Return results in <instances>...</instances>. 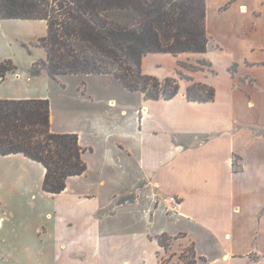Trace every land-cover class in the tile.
<instances>
[{
    "label": "crops",
    "instance_id": "crops-1",
    "mask_svg": "<svg viewBox=\"0 0 264 264\" xmlns=\"http://www.w3.org/2000/svg\"><path fill=\"white\" fill-rule=\"evenodd\" d=\"M206 4L205 53L152 52L142 59L144 74L178 77L180 89L171 99L142 96L130 108L117 144L135 175L123 191L106 199L67 194V185L50 194L42 188L43 164L22 153L0 154V255L47 253L53 264L73 254H85V264H158L159 252L168 251L159 244L164 235L169 247H193L197 264H264V0ZM47 33L45 20L0 19V62L17 65L0 82V99L44 98L36 83L48 74L32 76L30 68L47 56L39 44ZM199 61L209 65H180ZM186 76L214 87V98L188 100ZM99 185L107 187V180ZM131 190L144 192L148 223L121 234L112 223L125 206L119 198ZM39 194L60 201L48 208L37 202ZM166 195L181 199L177 212L160 202ZM159 216L167 221L154 232Z\"/></svg>",
    "mask_w": 264,
    "mask_h": 264
},
{
    "label": "trees",
    "instance_id": "trees-1",
    "mask_svg": "<svg viewBox=\"0 0 264 264\" xmlns=\"http://www.w3.org/2000/svg\"><path fill=\"white\" fill-rule=\"evenodd\" d=\"M206 15V0H0V19L47 22L48 33L39 39L47 56L32 65V76L41 71L53 78L111 74L126 89L153 99L175 97L179 78L144 74L143 57L152 52L205 53L211 39ZM129 63L136 65V76L129 74ZM180 65L195 70L209 64ZM16 69L11 59L0 62V82ZM186 77L192 81L188 100L214 98V87ZM84 152L77 133L52 129L48 98L0 99V154L22 153L43 164L45 192L60 194L71 176L85 173ZM165 239L159 237V244L167 250Z\"/></svg>",
    "mask_w": 264,
    "mask_h": 264
},
{
    "label": "rangeland",
    "instance_id": "rangeland-1",
    "mask_svg": "<svg viewBox=\"0 0 264 264\" xmlns=\"http://www.w3.org/2000/svg\"><path fill=\"white\" fill-rule=\"evenodd\" d=\"M201 62L199 61V65ZM128 66L129 74L136 76V65L129 63ZM44 73L47 72L41 71L40 75ZM130 75L127 79L131 80L133 78ZM47 77L43 75L36 83V95H43L49 99L52 112L51 127L54 131L74 132L79 135L80 143L85 149L83 158L88 166L86 174L71 176L68 179L66 193L85 196V191H90L107 199L111 197L112 191H123L126 186L131 185L135 168L133 164L130 166L125 161L126 158L120 154L117 143L121 136L120 131L127 129L130 124L128 121L133 114L132 106L140 105V100L142 96H146V92L126 89L111 74H66L55 78L49 75ZM102 177L107 180L108 185L105 188L99 185ZM59 201V196L48 197L44 194L42 196L39 194L37 199L39 204L48 208L55 207ZM118 201L125 206L117 212L116 222L112 223L113 231L118 230L121 234H129L135 230L144 231L148 223L147 216L141 213L146 202L144 192L131 190L123 194ZM157 205L156 203V207ZM133 206L137 208L139 218L133 214L134 209L131 208ZM4 210L3 208L0 214H3ZM163 213L165 214V211ZM163 217L155 219L154 232H160L165 226L167 220L165 221ZM171 226H174L173 223ZM28 251L29 248L26 249V252ZM0 261H2L0 264H53L52 256L47 253L0 255ZM198 261L197 254L191 246L182 250L171 246L166 253L163 251L157 255L158 264H197ZM57 264H85V254L58 255Z\"/></svg>",
    "mask_w": 264,
    "mask_h": 264
},
{
    "label": "built area",
    "instance_id": "built-area-1",
    "mask_svg": "<svg viewBox=\"0 0 264 264\" xmlns=\"http://www.w3.org/2000/svg\"><path fill=\"white\" fill-rule=\"evenodd\" d=\"M160 202L164 204L168 211L177 212L181 199L176 195H166L161 197Z\"/></svg>",
    "mask_w": 264,
    "mask_h": 264
},
{
    "label": "bare ground",
    "instance_id": "bare-ground-1",
    "mask_svg": "<svg viewBox=\"0 0 264 264\" xmlns=\"http://www.w3.org/2000/svg\"><path fill=\"white\" fill-rule=\"evenodd\" d=\"M51 119H52V112H51Z\"/></svg>",
    "mask_w": 264,
    "mask_h": 264
}]
</instances>
